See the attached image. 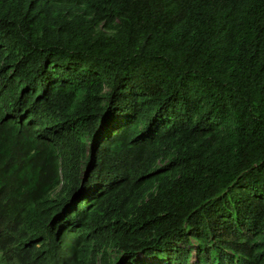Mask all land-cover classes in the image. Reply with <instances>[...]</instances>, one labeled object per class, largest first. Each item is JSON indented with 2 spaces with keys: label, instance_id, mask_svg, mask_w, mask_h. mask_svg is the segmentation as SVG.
<instances>
[{
  "label": "trees",
  "instance_id": "trees-1",
  "mask_svg": "<svg viewBox=\"0 0 264 264\" xmlns=\"http://www.w3.org/2000/svg\"><path fill=\"white\" fill-rule=\"evenodd\" d=\"M192 257L264 264V0H0V264Z\"/></svg>",
  "mask_w": 264,
  "mask_h": 264
},
{
  "label": "rangeland",
  "instance_id": "rangeland-1",
  "mask_svg": "<svg viewBox=\"0 0 264 264\" xmlns=\"http://www.w3.org/2000/svg\"><path fill=\"white\" fill-rule=\"evenodd\" d=\"M194 250H195V247H194V249H193V254H194ZM137 259H138V260H141V261H146V262H149V263L153 262L152 260L147 259V258H145V257H143V256H141V255H138V256H137ZM193 263H194V258L192 257V258L190 259V263H189V264H193Z\"/></svg>",
  "mask_w": 264,
  "mask_h": 264
}]
</instances>
